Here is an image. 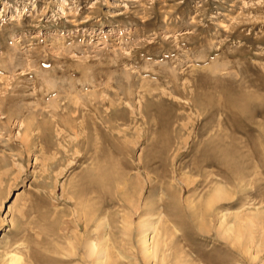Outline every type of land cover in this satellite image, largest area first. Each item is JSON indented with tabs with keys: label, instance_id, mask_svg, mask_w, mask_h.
Wrapping results in <instances>:
<instances>
[{
	"label": "rangeland",
	"instance_id": "obj_1",
	"mask_svg": "<svg viewBox=\"0 0 264 264\" xmlns=\"http://www.w3.org/2000/svg\"><path fill=\"white\" fill-rule=\"evenodd\" d=\"M89 240L264 264V0H0V264Z\"/></svg>",
	"mask_w": 264,
	"mask_h": 264
},
{
	"label": "bare ground",
	"instance_id": "obj_2",
	"mask_svg": "<svg viewBox=\"0 0 264 264\" xmlns=\"http://www.w3.org/2000/svg\"><path fill=\"white\" fill-rule=\"evenodd\" d=\"M219 190V189H218ZM217 190V191H218ZM219 192H220V190H219ZM222 192V191H221ZM219 194V193H218ZM216 197V196H215ZM213 196H212V199H211V202L209 203V204H211L213 201H215V199L216 198H214V200H213ZM215 205V204H214ZM217 205V204H216ZM213 207V206H212ZM211 208V207H210ZM159 211V210H158ZM81 212V211H80ZM157 217V216H156ZM162 218V217H161ZM89 221V220H88ZM151 224V223H150ZM222 224H224V223H222ZM149 225V224H148ZM152 225V224H151ZM155 226V225H154ZM149 227H150V225H149ZM153 227V226H152ZM231 228V227H230ZM146 229V228H145ZM148 229H150V228H148ZM155 229V228H154ZM233 229V228H232ZM231 229V230H232ZM157 229H155V231H156ZM159 230V229H158ZM105 232V231H104ZM145 232V231H144ZM149 232V231H148ZM157 233H158V231H157ZM231 233V232H230ZM237 233V232H236ZM156 234V233H155ZM238 234V233H237ZM106 235V234H105ZM104 235V236H105ZM231 235V234H230ZM107 236H108V234H107ZM109 236H111L110 234H109ZM147 236V235H146ZM149 236V235H148ZM157 236H159V235H157ZM166 236V235H165ZM232 236V235H231ZM239 236V235H238ZM104 238H106V237H104ZM103 237L101 238V241H102V239H104ZM109 238L107 237V239H104L103 241H105V242H111V241H107ZM143 239H145V238H143ZM90 241H92V240H89V242ZM94 241V240H93ZM93 241H92V243H93ZM102 241V242H103ZM98 242V241H97ZM156 241L154 240V238H153V243H152V246H151V239L149 238V239H145V240H143V242H142V248H143V251H144V253L145 254H147L148 256H152V258L154 257V258H156V256H157V252H158V250H159V246L160 245H158V241L155 243ZM85 243V242H84ZM91 243V242H90ZM88 244L87 243V245L89 246H87L86 245V248H84V249H89V250H87V254H88V252H89V256L91 257V259H92V257L93 256H96L97 258H95V259H97V261L94 259V261H96V263H99V264H105V263H107L109 260H110V256H109V253H108V249H110V248H112L111 246H109V248L107 247V246H105L106 244L105 243H103V247L101 248V247H99L98 245H96V244ZM95 243H96V241H95ZM99 243V242H98ZM113 243V242H112ZM160 243V242H159ZM163 243V242H162ZM86 244V243H85ZM111 244V243H110ZM141 244V243H140ZM108 245V244H107ZM85 246V245H84ZM161 247V246H160ZM164 247V246H163ZM162 247V248H163ZM110 251V250H109ZM110 252H112V251H110ZM160 252H161V250H160ZM110 255H112V254H110ZM89 257V258H90ZM84 258V257H83ZM109 259V260H108ZM20 261H21V259H19L17 256H14V258L12 257V260H11V263L10 264H19L20 263ZM107 261V262H106ZM111 261V260H110ZM109 261V262H110ZM108 262V263H109ZM107 263V264H108Z\"/></svg>",
	"mask_w": 264,
	"mask_h": 264
}]
</instances>
